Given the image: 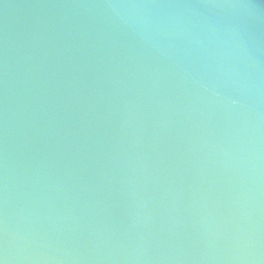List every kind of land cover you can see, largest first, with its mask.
I'll use <instances>...</instances> for the list:
<instances>
[{
  "label": "water",
  "instance_id": "obj_1",
  "mask_svg": "<svg viewBox=\"0 0 264 264\" xmlns=\"http://www.w3.org/2000/svg\"><path fill=\"white\" fill-rule=\"evenodd\" d=\"M0 264H264V0H0Z\"/></svg>",
  "mask_w": 264,
  "mask_h": 264
}]
</instances>
